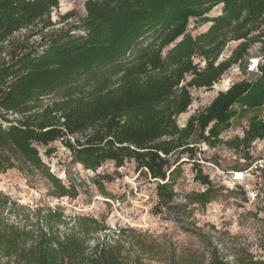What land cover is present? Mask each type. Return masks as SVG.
<instances>
[{
    "label": "trees",
    "instance_id": "16d2710c",
    "mask_svg": "<svg viewBox=\"0 0 264 264\" xmlns=\"http://www.w3.org/2000/svg\"><path fill=\"white\" fill-rule=\"evenodd\" d=\"M59 1L0 0V170L43 178L53 196L70 198L73 188L41 158L39 147L49 157L59 143L83 169L134 162L155 182L154 214L206 205L212 183L200 168L195 180L205 189L175 202L181 155L192 158L203 142L250 160L252 143L264 139V0H85V15L68 10L55 28ZM230 41L238 44L222 58ZM253 46L254 77L219 90L178 124L190 89H211ZM234 106L248 112L243 135L224 139ZM159 247L131 228L110 231L91 215L29 208L0 192V264H156ZM161 263L187 264L175 255ZM206 264L264 258L231 262L211 247Z\"/></svg>",
    "mask_w": 264,
    "mask_h": 264
},
{
    "label": "rangeland",
    "instance_id": "374dc122",
    "mask_svg": "<svg viewBox=\"0 0 264 264\" xmlns=\"http://www.w3.org/2000/svg\"><path fill=\"white\" fill-rule=\"evenodd\" d=\"M85 0H62V5L53 10L54 27H60V15L74 10L81 17ZM218 12L215 7L211 14ZM71 21V19L67 20ZM66 22V21H65ZM202 27L200 30H204ZM27 32L20 31L15 39H22ZM38 39L33 36L29 41ZM238 42L230 41L223 51L227 57ZM257 47L253 46L242 63L231 66L222 79L211 89L191 88L193 97L187 112L180 114L178 124L199 107L206 106L219 90L243 78L254 77L258 62ZM234 116L222 127L221 137H241L246 125L247 111L241 107L232 108ZM263 114L260 109L257 112ZM56 150L46 157L40 148L41 158L55 176L66 186L73 188L74 196H53L48 182L40 177H25L15 168L0 170V192L8 194L11 200L29 208L44 206L59 208L66 216L88 214L96 218L110 231L119 228L136 230L147 241L155 240L160 262L175 255L187 264H206L211 247H217L231 262L244 261L249 255L254 259L264 258V139L252 143L249 149L251 159H244L225 145L213 148L200 142L195 146L192 158L181 155L180 175L174 189L178 196L176 203H183L185 194L204 190L205 186L195 180L194 168L207 174L212 185L211 200L206 205H190L179 212H152L157 199L155 182L134 169V162H126L117 169L106 162L96 171L83 169L70 160L69 151L59 143ZM198 166V167H196ZM101 178V187L94 180ZM237 185V187H236Z\"/></svg>",
    "mask_w": 264,
    "mask_h": 264
},
{
    "label": "built area",
    "instance_id": "2783aa9c",
    "mask_svg": "<svg viewBox=\"0 0 264 264\" xmlns=\"http://www.w3.org/2000/svg\"><path fill=\"white\" fill-rule=\"evenodd\" d=\"M258 63H259V60H258V62H257V64H256V70H255V72L257 71V65H258Z\"/></svg>",
    "mask_w": 264,
    "mask_h": 264
},
{
    "label": "bare ground",
    "instance_id": "6f19581e",
    "mask_svg": "<svg viewBox=\"0 0 264 264\" xmlns=\"http://www.w3.org/2000/svg\"><path fill=\"white\" fill-rule=\"evenodd\" d=\"M59 3L62 5V0H60Z\"/></svg>",
    "mask_w": 264,
    "mask_h": 264
}]
</instances>
